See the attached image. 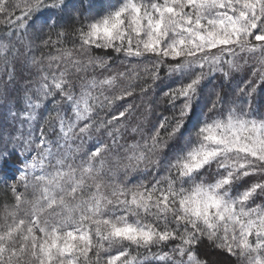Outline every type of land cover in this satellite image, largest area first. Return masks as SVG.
<instances>
[{"label": "snow or ice", "instance_id": "obj_1", "mask_svg": "<svg viewBox=\"0 0 264 264\" xmlns=\"http://www.w3.org/2000/svg\"><path fill=\"white\" fill-rule=\"evenodd\" d=\"M64 7L0 0L9 81L18 45L31 52L24 40L36 16ZM68 36L48 35L47 54L29 57L35 84L11 113L20 126L6 139L0 133V163L17 148L28 153L4 180L11 200L0 204V264H145L132 247L161 249L154 264H207L196 251L203 239L239 264H264V114L250 100L264 86V0H113L72 31L71 46ZM249 59L256 79L232 99L216 93L185 138L205 78L227 79ZM144 62L153 82L164 65L186 78L164 93L177 115L147 135L130 123L133 106L121 103L135 95ZM49 100L55 107L39 116ZM162 131L177 141L171 156L159 155L171 147ZM135 173L152 179L132 184Z\"/></svg>", "mask_w": 264, "mask_h": 264}, {"label": "trees", "instance_id": "obj_2", "mask_svg": "<svg viewBox=\"0 0 264 264\" xmlns=\"http://www.w3.org/2000/svg\"><path fill=\"white\" fill-rule=\"evenodd\" d=\"M112 2L113 0H64L65 7L63 10L47 8L36 16L24 40L25 45L31 42V52H28L24 46L18 45L20 55L13 62L14 72L11 81H9L7 73L2 70V65H0V133H3L5 139L8 132H12L20 126L18 121H13L11 113L25 107L26 90L33 88L35 84L36 70L30 65L29 57H40L42 54L46 55L49 51V49L41 46V41L46 39L48 35H51L55 39L56 32L63 29L69 33L66 43H68V46H71V33L75 28L80 27L84 23L85 17L102 13ZM52 20L56 21L55 28L49 27ZM3 31V27L0 26V35H3ZM97 54L102 55L103 53ZM241 63L243 64V61ZM120 64V59L114 61V67H118ZM254 64L255 61L249 59L247 65H244L240 71L233 73L227 79L221 73H215L205 78L201 84L198 98L193 102L195 112L184 129L185 138L189 135L196 119L201 117L203 111L206 110L205 106L215 98L216 93H219L226 99H232L234 90L239 86H243L246 81L256 79L252 71ZM146 65L151 67L147 62L137 65L138 70L141 71L142 78L134 82L136 84L135 95L121 102L125 106L129 104L133 106V115L130 117V123L132 125H139L145 135L149 134L153 130V126L157 125L163 117L167 116L171 120L172 117L177 115L178 108H172L164 93L186 82V78L181 77L179 74L174 73L169 75L167 65L159 69V79L153 82L151 78L144 76L143 68ZM144 86H148V91L142 94L140 88ZM243 100L247 103L249 97L245 96ZM250 100L257 116L264 114V86L257 83L256 90L252 93ZM177 104H179V101H177ZM54 107V103L49 100L45 105H41L38 115L46 116ZM40 122L42 121L38 120L37 125ZM24 127L27 130L28 125ZM161 141L162 145L166 143L171 147L163 148L159 155L162 157L165 152L169 156L173 155L177 141L175 139L169 140L167 134L163 131L161 132ZM94 142V140L91 141V143ZM179 143L182 144L183 140H180ZM9 150H11V145H9ZM27 155L28 153L17 148L16 154L8 160L7 164L0 163V204L11 200V192L4 182L5 178L11 177L16 169L22 166L20 161ZM151 179V176L144 173H135L129 177V181L132 184L142 181L146 182ZM12 182L11 179H7V184H11ZM167 250V248L163 249V251ZM159 251L161 249L157 248H152L151 251L143 248L136 249L135 247L131 249L132 255L145 259V264H154L152 254ZM196 251L200 259L205 260L207 264H239L236 257L216 247L207 239H203L200 242Z\"/></svg>", "mask_w": 264, "mask_h": 264}]
</instances>
